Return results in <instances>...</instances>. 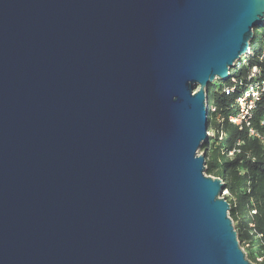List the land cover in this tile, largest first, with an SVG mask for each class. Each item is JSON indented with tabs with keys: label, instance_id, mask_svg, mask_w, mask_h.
Here are the masks:
<instances>
[{
	"label": "water",
	"instance_id": "water-1",
	"mask_svg": "<svg viewBox=\"0 0 264 264\" xmlns=\"http://www.w3.org/2000/svg\"><path fill=\"white\" fill-rule=\"evenodd\" d=\"M263 22L264 0H0V264H257L199 150Z\"/></svg>",
	"mask_w": 264,
	"mask_h": 264
},
{
	"label": "trees",
	"instance_id": "trees-1",
	"mask_svg": "<svg viewBox=\"0 0 264 264\" xmlns=\"http://www.w3.org/2000/svg\"><path fill=\"white\" fill-rule=\"evenodd\" d=\"M248 49L227 79H217L206 88L209 135L201 150L205 173L224 183L229 216L246 257L264 264V90L250 118V127L261 137L229 120L237 112L236 98L250 82L253 66L258 69L253 80L263 81L264 88V22L253 28ZM231 150L234 152L229 155Z\"/></svg>",
	"mask_w": 264,
	"mask_h": 264
},
{
	"label": "built area",
	"instance_id": "built-area-1",
	"mask_svg": "<svg viewBox=\"0 0 264 264\" xmlns=\"http://www.w3.org/2000/svg\"><path fill=\"white\" fill-rule=\"evenodd\" d=\"M248 52H249V49H248L247 53ZM237 61H236V63H237ZM236 63H235V65H236ZM235 65H234V67H235ZM257 72H258V69L256 66H253L250 69V72L248 74V78L250 79V82H248L246 84V86L243 88L241 93L237 96V98H236L237 112L235 115L229 116V120L232 123L236 124L239 129H242V127H247L249 130V133L251 135H256L258 137H261L257 132H255V130L253 128L250 127V118L252 116V112L256 106V103L259 101V99L261 97L262 91L264 90L263 81L253 80V78H255V76L258 75ZM229 73H230V71H229ZM226 92L228 93L229 89ZM207 109H208V102H207ZM208 134H209V132H208ZM233 152H234V150L229 151V155H232ZM222 196H224L223 191H222ZM242 249L244 250L243 247H242ZM257 260L261 261L262 257H258Z\"/></svg>",
	"mask_w": 264,
	"mask_h": 264
},
{
	"label": "rangeland",
	"instance_id": "rangeland-1",
	"mask_svg": "<svg viewBox=\"0 0 264 264\" xmlns=\"http://www.w3.org/2000/svg\"><path fill=\"white\" fill-rule=\"evenodd\" d=\"M208 126V125H207ZM201 152H203V150H201V147H200V150H199V153H201ZM223 192H224V195H226L227 193V191H225V189L223 190Z\"/></svg>",
	"mask_w": 264,
	"mask_h": 264
}]
</instances>
